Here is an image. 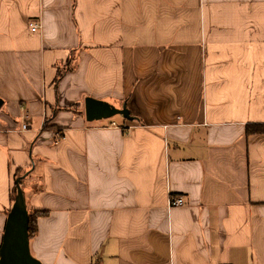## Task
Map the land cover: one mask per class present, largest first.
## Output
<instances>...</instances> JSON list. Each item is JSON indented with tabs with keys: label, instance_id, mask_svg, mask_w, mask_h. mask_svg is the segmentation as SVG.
Returning <instances> with one entry per match:
<instances>
[{
	"label": "crops",
	"instance_id": "obj_1",
	"mask_svg": "<svg viewBox=\"0 0 264 264\" xmlns=\"http://www.w3.org/2000/svg\"><path fill=\"white\" fill-rule=\"evenodd\" d=\"M0 100V249L22 177L42 264H264V0H0Z\"/></svg>",
	"mask_w": 264,
	"mask_h": 264
},
{
	"label": "water",
	"instance_id": "obj_2",
	"mask_svg": "<svg viewBox=\"0 0 264 264\" xmlns=\"http://www.w3.org/2000/svg\"><path fill=\"white\" fill-rule=\"evenodd\" d=\"M2 101L0 100V105ZM86 119L94 122L101 119H110L116 115L133 120L129 108L124 104L121 108L102 99L87 97L85 99ZM22 177L16 179L18 193L16 200L8 213V219L0 249V264H42L31 253L30 213L28 212L22 185Z\"/></svg>",
	"mask_w": 264,
	"mask_h": 264
},
{
	"label": "trees",
	"instance_id": "obj_3",
	"mask_svg": "<svg viewBox=\"0 0 264 264\" xmlns=\"http://www.w3.org/2000/svg\"><path fill=\"white\" fill-rule=\"evenodd\" d=\"M246 133L248 134H257V133H264V124H258L257 125H249L247 127ZM18 193V188L15 183V192L13 199L16 200ZM30 213V220H29V228H30V238L33 237L36 232L38 231L37 228V213L35 212H29ZM40 213H44L43 211Z\"/></svg>",
	"mask_w": 264,
	"mask_h": 264
},
{
	"label": "built area",
	"instance_id": "obj_4",
	"mask_svg": "<svg viewBox=\"0 0 264 264\" xmlns=\"http://www.w3.org/2000/svg\"><path fill=\"white\" fill-rule=\"evenodd\" d=\"M40 27H41V25H39L38 23H34V24H32V31H35V30L39 29ZM23 126H24L23 127L24 129H26L28 127V126H26V124H23ZM182 204H184V199L181 196L170 198V201H169L170 207L179 206Z\"/></svg>",
	"mask_w": 264,
	"mask_h": 264
},
{
	"label": "rangeland",
	"instance_id": "obj_5",
	"mask_svg": "<svg viewBox=\"0 0 264 264\" xmlns=\"http://www.w3.org/2000/svg\"><path fill=\"white\" fill-rule=\"evenodd\" d=\"M115 120H125V118L124 117H122L121 115H116V116H114L113 117ZM110 119H101V120H97V121H99V122H102V121H109ZM21 184V183H20ZM23 186V185H22Z\"/></svg>",
	"mask_w": 264,
	"mask_h": 264
}]
</instances>
